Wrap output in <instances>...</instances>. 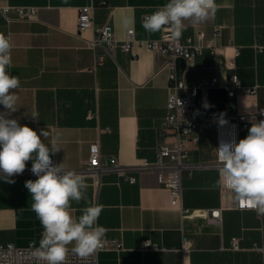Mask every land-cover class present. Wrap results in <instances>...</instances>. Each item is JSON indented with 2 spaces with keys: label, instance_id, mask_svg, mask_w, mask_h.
<instances>
[{
  "label": "crops",
  "instance_id": "0c3cea01",
  "mask_svg": "<svg viewBox=\"0 0 264 264\" xmlns=\"http://www.w3.org/2000/svg\"><path fill=\"white\" fill-rule=\"evenodd\" d=\"M165 3L108 0V6L95 10L94 22L110 19L119 39L129 28L138 38H157L161 32L145 31L142 18ZM216 3L213 18L201 24L185 21L181 36L204 30L207 40L215 39L217 51L213 54L206 47L192 62L178 58V76L191 82L209 76L219 80L207 98L199 93L195 99L202 118L196 137L188 143L181 203L172 204L169 188L159 184L153 171L134 172L136 182L115 171L98 176L78 173L88 187L86 200L73 202V215L79 216L89 204L101 205L98 223L107 230L104 240L119 244L100 253V264H264V213L238 208L216 165L218 119L264 107V0ZM84 4L86 0H0V7L39 8L34 20L11 22L0 11V34L11 36L12 42L8 71L21 81L12 118L38 133L48 130L49 139H56L61 149L55 154L58 164L67 170L82 168L96 142L103 158L116 157L122 165L154 161L161 145H172L175 139L162 133L170 83L169 70L163 68L165 56L138 45L132 52L117 48L114 58L106 57L94 68L102 50L88 48L77 35ZM91 35L92 30L84 33ZM233 74L244 85L257 86V92L229 96L224 84ZM33 113H38V120L31 118ZM250 127L240 130V138ZM11 179L15 183L0 180V246L32 242L38 246L43 229L25 187L27 180L37 177ZM184 209L190 212L184 214ZM212 209L221 210L220 221L210 217ZM194 210L202 214H192ZM234 237L239 239L237 249L232 247ZM146 240L161 249H144Z\"/></svg>",
  "mask_w": 264,
  "mask_h": 264
},
{
  "label": "clouds",
  "instance_id": "9594fccd",
  "mask_svg": "<svg viewBox=\"0 0 264 264\" xmlns=\"http://www.w3.org/2000/svg\"><path fill=\"white\" fill-rule=\"evenodd\" d=\"M217 10L216 0H167L142 18V27L149 33L167 31L170 39L178 42L185 21L204 23ZM11 51V36L0 34V180L15 183L11 177L22 174L27 162L32 161L31 172L37 179L27 180L25 187L31 195V210L43 229L38 246L32 245V256L46 264H66L70 251L86 259L102 247L106 236V228L98 223L103 208L89 204L74 216L73 202L86 200V178L66 170L62 163H53L51 157L61 149L56 139H49L48 130L38 133L12 118L21 81L8 71L12 67ZM31 118L38 120V113ZM217 154L223 185L237 200H248L253 207L264 210V120L252 122L247 136L238 142L222 141Z\"/></svg>",
  "mask_w": 264,
  "mask_h": 264
},
{
  "label": "built area",
  "instance_id": "2783aa9c",
  "mask_svg": "<svg viewBox=\"0 0 264 264\" xmlns=\"http://www.w3.org/2000/svg\"><path fill=\"white\" fill-rule=\"evenodd\" d=\"M108 6V0H86V4L80 7L78 16L77 35L83 37L86 46L94 51L102 50L101 54H96L94 68L104 63L106 57L114 58V51L121 48L126 52H132L134 46L138 45L149 50L158 51L165 56L163 68L169 70V96L167 104V115L165 117L162 133L174 136L172 145L162 144L157 152L154 161L142 159L135 165H122L116 157L103 158L99 143L91 146L90 156L84 166L78 170H72L76 173H88L98 176L104 172L115 171L121 176L126 177L130 182H136L138 177L134 172L153 171L157 173L158 182L169 188L172 195V204L177 205L182 201L183 195V172L188 168L186 162L188 143L196 137L197 128L202 118L201 112L195 102L199 93L208 97V90L211 87L219 85L217 76H209L200 80L191 82L181 78L177 73V60L180 57L189 62L194 61L201 55L206 47L210 48L213 54H216L217 46L215 39H206V32L199 30L194 34L180 38L178 42L170 39L167 31H162L157 38H138L136 30L129 28L126 37L119 39L115 36L113 24L107 19L101 24L94 22L95 10L99 7ZM38 7L31 5H6L0 7L7 22L13 20H34L38 15ZM87 30H92L91 36H84ZM219 31L217 30V34ZM228 95L233 97L237 93L255 94L257 86H247L242 83L237 74H233L224 84ZM264 120V107L250 114H239L237 116L224 117L218 119V145L223 142L235 141L240 138V130L243 127L252 125V122ZM225 121V123H221ZM217 154V153H216ZM53 163L58 164L56 155L52 157ZM216 165L220 167L218 160ZM31 166L26 167L22 176H35L31 172ZM67 170V169H66ZM236 206L241 209H255L264 213L260 207H253L248 200H237ZM184 214L190 210L184 209ZM192 214H202L199 210H194ZM210 217L216 221L221 220V210L212 209ZM34 243L27 246H16L12 243L0 246V264H46L44 261H37L33 256L32 247ZM119 244L116 241L103 240L102 247L91 254L88 258H79L75 254H68L66 264H100V253L107 249L117 248ZM232 247L239 248V239H232ZM144 249L160 250L161 246L151 240H146ZM264 258V250H263Z\"/></svg>",
  "mask_w": 264,
  "mask_h": 264
},
{
  "label": "rangeland",
  "instance_id": "374dc122",
  "mask_svg": "<svg viewBox=\"0 0 264 264\" xmlns=\"http://www.w3.org/2000/svg\"><path fill=\"white\" fill-rule=\"evenodd\" d=\"M247 134H248V133H243V134L241 135V138H244V137H246V136H247Z\"/></svg>",
  "mask_w": 264,
  "mask_h": 264
}]
</instances>
